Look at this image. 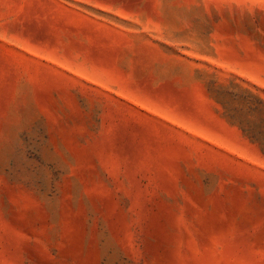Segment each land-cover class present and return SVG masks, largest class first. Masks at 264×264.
<instances>
[{"label": "rangeland", "instance_id": "1", "mask_svg": "<svg viewBox=\"0 0 264 264\" xmlns=\"http://www.w3.org/2000/svg\"><path fill=\"white\" fill-rule=\"evenodd\" d=\"M0 264H264V0H0Z\"/></svg>", "mask_w": 264, "mask_h": 264}]
</instances>
